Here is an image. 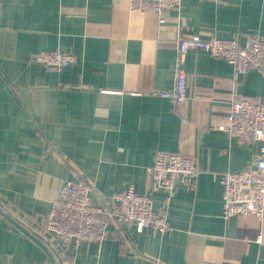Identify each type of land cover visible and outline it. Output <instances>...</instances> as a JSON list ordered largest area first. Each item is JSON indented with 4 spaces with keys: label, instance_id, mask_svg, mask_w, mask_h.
Segmentation results:
<instances>
[{
    "label": "crops",
    "instance_id": "obj_1",
    "mask_svg": "<svg viewBox=\"0 0 264 264\" xmlns=\"http://www.w3.org/2000/svg\"><path fill=\"white\" fill-rule=\"evenodd\" d=\"M131 0H0V264H264V218L223 214L220 176L254 168L261 142L229 136L235 99L264 104V79L202 51L184 63L187 99L160 96L176 83L178 34L264 37V0H182L159 24ZM69 52L62 70L36 62ZM163 150L196 156L195 191L171 197V231L122 225L124 240L62 247L41 225L66 182L94 187L95 205L134 186L159 210L147 168ZM111 226L110 231L113 230Z\"/></svg>",
    "mask_w": 264,
    "mask_h": 264
},
{
    "label": "built area",
    "instance_id": "obj_2",
    "mask_svg": "<svg viewBox=\"0 0 264 264\" xmlns=\"http://www.w3.org/2000/svg\"><path fill=\"white\" fill-rule=\"evenodd\" d=\"M131 10L154 12L159 24H166L172 12L181 11L182 0H131ZM178 58L175 87L160 96L171 99L177 107L187 99V76L184 63L189 51H202L214 58H221L232 65L235 72L245 75L258 70L264 79V37L252 35L241 44L239 40L212 37L208 40L197 34L179 32ZM36 62L57 70L71 66L75 56L69 52L42 51L36 54ZM229 126L224 128L229 136L240 142H261L255 159V167L225 172L220 179L223 186V214L227 220L233 216L264 218V104L257 101L235 99L230 106ZM150 190H162L167 196L159 210L153 207L149 193L139 194L129 186L121 194L110 198L103 205H95L91 194L94 187L84 181L66 182L49 213L41 217L48 234L60 241L62 247L80 246L83 242H95L102 247L108 238L124 240L122 225H132L139 232L150 228L162 234L171 231L169 205L172 195L183 187L195 191L200 171L196 156L158 150L153 164L147 168ZM171 195V196H170ZM111 226L113 230L110 231Z\"/></svg>",
    "mask_w": 264,
    "mask_h": 264
},
{
    "label": "bare ground",
    "instance_id": "obj_3",
    "mask_svg": "<svg viewBox=\"0 0 264 264\" xmlns=\"http://www.w3.org/2000/svg\"><path fill=\"white\" fill-rule=\"evenodd\" d=\"M261 37H263V36H261ZM226 130V129H225ZM245 142H250V141H245ZM199 170V169H198ZM147 171V170H146ZM147 174H148V172H147ZM148 176H149V174H148ZM149 180H150V176H149ZM80 181H84V182H86L85 180H80ZM86 183H88V182H86ZM150 183V182H149ZM132 186V185H131ZM162 191V190H161ZM119 194H121V193H119ZM139 194H141V193H139ZM143 194H145V193H143ZM115 195H117V194H115ZM115 195H113V196H115ZM112 196V197H113ZM171 196V195H170ZM52 207V206H51ZM51 210V209H50ZM50 212V211H49ZM48 212V213H49ZM46 215V214H45ZM45 215H43V216H45ZM40 220H41V218H39ZM41 223V222H40ZM42 225V227L44 228V224L42 223L41 224ZM45 229V228H44ZM150 229H153V228H150ZM46 230V229H45ZM47 232V231H46Z\"/></svg>",
    "mask_w": 264,
    "mask_h": 264
}]
</instances>
